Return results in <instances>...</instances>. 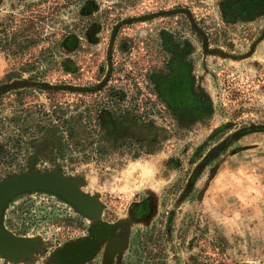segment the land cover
<instances>
[{
  "label": "rangeland",
  "instance_id": "rangeland-1",
  "mask_svg": "<svg viewBox=\"0 0 264 264\" xmlns=\"http://www.w3.org/2000/svg\"><path fill=\"white\" fill-rule=\"evenodd\" d=\"M235 1L0 0V183L59 172L101 205L16 197L4 225L39 245L0 264H67L96 223L85 264H264V11Z\"/></svg>",
  "mask_w": 264,
  "mask_h": 264
},
{
  "label": "water",
  "instance_id": "water-1",
  "mask_svg": "<svg viewBox=\"0 0 264 264\" xmlns=\"http://www.w3.org/2000/svg\"><path fill=\"white\" fill-rule=\"evenodd\" d=\"M36 192L54 195L90 219L97 218L101 209L96 198L59 172L31 169L8 177L0 183V255L7 260L28 257L39 245L38 239L18 236L4 225L9 203L23 194ZM114 231V225L96 223L91 227L90 238L68 243L58 256L67 264H85L93 259L105 241L114 238Z\"/></svg>",
  "mask_w": 264,
  "mask_h": 264
},
{
  "label": "trees",
  "instance_id": "trees-1",
  "mask_svg": "<svg viewBox=\"0 0 264 264\" xmlns=\"http://www.w3.org/2000/svg\"><path fill=\"white\" fill-rule=\"evenodd\" d=\"M228 5V6H227ZM226 7L227 8H231L230 11H232V13H236V15H249L251 14L253 11L259 9V10H263L264 11V0H236L235 3L233 4H227ZM231 13V14H232ZM176 67H174L173 63L170 64L169 67V71L166 73V75L164 76V73L162 71H156V73L153 74V81L155 83V86L157 87V90L159 91V93L162 90V86L165 84L164 79L166 78V82H171L174 79V73H175ZM186 71V69H184ZM185 83L183 85V87L188 86L191 89V83H190V78L188 77V74L186 72V76L184 78ZM176 98L177 96H174L172 94H170L169 98H166V101L169 105V108L171 109L172 112H175L176 110H182L183 108H178L179 105L183 106V107H189L187 106L188 104H191L193 101H188V100H182L181 102H179L178 98V103H176ZM196 98V97H194ZM181 100V99H180ZM186 105V106H185ZM177 106V107H175Z\"/></svg>",
  "mask_w": 264,
  "mask_h": 264
}]
</instances>
